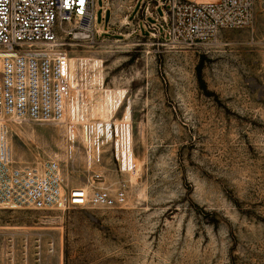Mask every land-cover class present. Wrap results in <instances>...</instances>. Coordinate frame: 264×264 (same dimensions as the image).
Masks as SVG:
<instances>
[{"label":"rangeland","instance_id":"obj_1","mask_svg":"<svg viewBox=\"0 0 264 264\" xmlns=\"http://www.w3.org/2000/svg\"><path fill=\"white\" fill-rule=\"evenodd\" d=\"M108 2L103 16L96 1L108 32L95 35L85 19L91 37L69 33L74 20L59 34L69 57L103 60L105 89L126 90L116 117L130 106L134 169L121 172L107 152L97 183L80 143L68 157L62 123L7 119L15 164L58 161L65 185L87 187L90 203L0 204L1 264H264V0L249 26L194 46L153 37L142 20L129 35L144 18L140 0Z\"/></svg>","mask_w":264,"mask_h":264},{"label":"built area","instance_id":"obj_2","mask_svg":"<svg viewBox=\"0 0 264 264\" xmlns=\"http://www.w3.org/2000/svg\"><path fill=\"white\" fill-rule=\"evenodd\" d=\"M96 1L0 0V204L4 207L69 210L90 203L87 187L65 185L58 161L15 164L7 143V119L62 123L68 157L74 158L80 143L97 183L105 181L107 152L121 172L134 169V162H126L122 151L132 150V140L124 139L131 120L116 117L119 107L106 119L94 114L97 91L104 87V79L95 77L99 67L84 60L72 69L59 34L63 23L74 20L77 26L69 33L79 29L91 37L81 26L89 19L93 33L101 35L103 31L96 28ZM153 2L163 8L162 15L154 11ZM139 4L144 18L133 22L129 35L142 31V20L153 37L194 46L213 41L223 29L249 26L256 0H140ZM108 6L104 0L105 12ZM95 192V197H107L108 188Z\"/></svg>","mask_w":264,"mask_h":264},{"label":"bare ground","instance_id":"obj_3","mask_svg":"<svg viewBox=\"0 0 264 264\" xmlns=\"http://www.w3.org/2000/svg\"><path fill=\"white\" fill-rule=\"evenodd\" d=\"M205 1H211V0H205ZM77 24H74L73 27H76ZM77 35H81L79 37L81 38H88V34L87 32H82V33H78ZM70 58V66L72 69L76 70L77 68L80 67V63L81 61H84L83 59H74L73 57H69ZM93 62H91V66L92 68L95 67H101L103 60L102 59H98V58H92ZM90 61V60H89ZM96 79H99V81L101 82L103 79V75H102V71L99 70L96 74H95ZM98 94L96 96V103L93 107V112L95 115L99 116L100 118H108L110 116H112V114L115 113V111L117 110L118 107H120V104L123 102V99L125 98V93L126 90L125 89H121V88H115V89H105L103 88H99V90L97 91ZM100 94H103V102L101 103L100 100ZM121 102V103H120ZM125 109V108H124ZM125 118L127 120L130 119L131 117V108L128 105V107L125 109L124 115ZM131 136H132V132L130 127L128 129H126L125 132V136L124 139L125 141L127 139L130 140L131 143ZM8 143V142H7ZM10 148V146H9ZM11 151V149H10ZM122 151H124L123 153L125 154V161L128 162L130 159H132V150H130L129 152L123 148ZM133 161V159H132ZM94 196H96V192L93 193Z\"/></svg>","mask_w":264,"mask_h":264},{"label":"crops","instance_id":"obj_4","mask_svg":"<svg viewBox=\"0 0 264 264\" xmlns=\"http://www.w3.org/2000/svg\"><path fill=\"white\" fill-rule=\"evenodd\" d=\"M137 4V3H136ZM105 11H104V9H103V16L105 15ZM136 15H138V14H136ZM96 16H97V14H96ZM99 25L97 24V22H96V27H98ZM100 28H101V31H103V32H108L109 30H105L104 29V27H105V25L103 24V25H101V26H99Z\"/></svg>","mask_w":264,"mask_h":264}]
</instances>
